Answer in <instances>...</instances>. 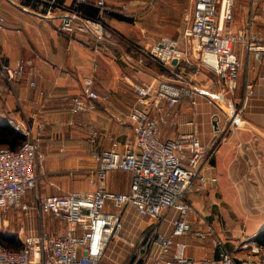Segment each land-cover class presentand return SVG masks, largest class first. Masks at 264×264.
Instances as JSON below:
<instances>
[{"label": "crops", "instance_id": "crops-1", "mask_svg": "<svg viewBox=\"0 0 264 264\" xmlns=\"http://www.w3.org/2000/svg\"><path fill=\"white\" fill-rule=\"evenodd\" d=\"M21 2L0 0V12L6 18L5 28L0 30V53L11 64L20 59L30 60L32 64L23 78L12 85L6 83L0 98V118L9 115L28 123L32 120L33 126L43 121L44 129L46 127L43 148L48 155L47 165L54 170L53 177L65 174V171H81L87 160L91 158L93 161L92 131L97 132L96 145L100 149L110 147L114 140L122 143L127 137L123 135L133 134L128 114L135 100L134 82H147L157 77L172 80L190 88L191 93L177 107L179 124L175 127L164 125L162 138L170 139L179 133L197 130L201 141L210 147L203 171L208 177L218 179V185L209 184L187 194V200L193 206L189 213L192 231L180 240L189 243L186 251L190 258L188 264H202L205 257H219L224 250L231 252L241 264H264L263 253H254L243 247L248 239L264 244V55L249 53L243 45H235L243 67L240 87L225 99L230 111L226 112L221 104L211 101L216 97L224 101L226 91L223 79L214 72L202 69L196 73V67L186 62L165 70L156 66L155 61L163 65L158 59L141 48L137 50L132 46L124 50L123 43L126 42L121 40L122 34L132 37L133 33H128L129 21L116 17L117 11L99 13L106 26L105 35L99 39L94 33L69 34L60 30L61 16L75 8L85 15L96 13L97 6L92 0L83 5L75 0ZM160 2L163 11L151 21L173 22L180 32L181 14L189 0H160L157 4ZM19 4L29 13H20ZM131 4H128V11L138 13L137 6L135 9ZM114 6H118V1ZM262 6L264 0H234L235 23L231 27L250 24L253 31L264 34V19L251 22ZM154 37L160 40L163 36L154 34ZM90 78L94 79L95 89L103 98L94 112L73 115L62 97L82 94ZM31 80L37 85L31 86ZM41 90L45 95H41ZM251 90L253 93L249 95ZM67 149L72 150L70 156L64 153ZM57 167L59 171L54 169ZM126 178V184H120L110 172L109 188L127 190L132 179L129 173ZM71 191L83 190L60 189L58 192ZM26 200L33 203L29 194ZM37 210L42 218L59 219L41 213L38 205ZM131 210L137 211L135 207H127L123 218ZM20 213L24 212H15L16 215ZM176 215L175 211H169V217ZM138 217L139 220L134 222L127 218L128 222L119 234L121 240L128 242L132 237L152 230L157 222L139 213ZM62 223L65 229L54 228L53 234L67 229V224ZM209 224L216 230L219 246L201 240L195 234ZM163 231L171 233L172 225L164 221ZM143 264L158 263L145 259Z\"/></svg>", "mask_w": 264, "mask_h": 264}, {"label": "built area", "instance_id": "built-area-1", "mask_svg": "<svg viewBox=\"0 0 264 264\" xmlns=\"http://www.w3.org/2000/svg\"><path fill=\"white\" fill-rule=\"evenodd\" d=\"M75 1L81 4L89 0ZM117 1L92 0L100 14L110 10L128 12V4L118 2L115 7ZM233 1L193 0L184 19L186 25L181 38L163 36L142 50L166 67L186 62L196 67V73L208 69L223 79L229 93H234L243 67L235 45H243L249 53L264 55V34L253 31L250 24L231 27ZM61 18L60 30L65 33H94L99 39L105 35L106 27L101 18L87 17L79 8ZM261 19H264V6L252 16L251 22ZM5 24L6 18L0 12V30ZM195 55L200 65L195 63ZM31 64L32 61L26 59L11 64L0 53V96L6 83L12 85L23 78ZM30 85L37 83L31 80ZM132 86L135 100L128 119L133 125V134L122 143L114 140L110 147L100 149L96 145L97 132L91 133L96 145L91 151L96 164L90 177L91 189L48 194L39 199L40 212L61 219L67 229L60 234L46 229L27 234L22 237L19 249L0 243V264H109L105 260L109 242L120 234L123 211L130 206L140 215L157 220L154 228L143 232L133 244L134 249H140L146 259L158 264L190 262L186 253L189 243L180 240L192 231L189 213L193 206L187 194L209 184L218 185V179L208 177L203 171L210 147L201 141L197 130L179 133L170 139H163L162 133L164 125L179 124L177 107L191 89L158 77L147 82L136 81ZM40 93L45 95L43 90ZM252 93V90L248 92ZM102 98L92 78L87 79L82 94L62 97L73 115L94 112ZM9 123L24 135L32 133L25 121L10 118ZM46 158L39 138L33 135L16 148L0 145V228L12 210L31 211L32 203L26 199L39 185L40 170L45 167ZM114 170L131 175L127 190L109 188L108 174ZM170 210L177 213L176 217H169ZM164 221L172 225L169 234L163 231ZM195 234L215 246L220 244L212 224ZM243 247L264 254V244L255 239H248ZM202 264L238 263L231 252L224 250L219 257H205Z\"/></svg>", "mask_w": 264, "mask_h": 264}, {"label": "rangeland", "instance_id": "rangeland-1", "mask_svg": "<svg viewBox=\"0 0 264 264\" xmlns=\"http://www.w3.org/2000/svg\"><path fill=\"white\" fill-rule=\"evenodd\" d=\"M21 1H30V0H21ZM20 0H18V2H21ZM123 2V3H132L131 7H135L137 6V11L138 13L136 14H131V12H120L117 10V14L116 15H123L125 17H129L131 21L128 22L127 26L129 27V32L132 31L133 36L129 37L128 34H122L121 36V40L123 42V47L125 48L124 50L130 49V47H135L137 50L139 48L143 49L144 47H147L148 45H153L156 42H158L159 40H157V37H154V34L156 35H162V36H170V37H175V38H181V34H182V30L184 28V26L186 25L184 19L186 17V15L190 12L191 10V1L193 3V0H189V5L184 9V11H182L181 14V21H180V28L181 31L179 32L176 24L173 22H168L165 23L162 21H157L154 23V20L151 21V18L153 17V19H155V15L158 14L159 12H161V10L163 11V7L161 6L162 2H160V5L157 4L158 1L160 0H118V2ZM24 3V2H21ZM164 3V2H163ZM156 5V6H155ZM233 5H234V1H233ZM139 6L141 8H139ZM19 8V12L22 13H29L28 10H25L24 7H22L20 4L18 5ZM140 9L142 10V12L140 11ZM147 14V16H146ZM232 15H233V20L235 18L234 16V9L232 8ZM235 23V21H232L231 24L233 26V24ZM105 24V23H104ZM106 27V26H105ZM110 29L112 28L111 26H109ZM234 28V27H232ZM237 28V27H235ZM234 28V29H235ZM114 29V28H112ZM160 33V34H157ZM136 41V42H135ZM133 43L134 45L130 44ZM195 63L197 65H200V61L197 55H195L193 57ZM156 66H160L162 69H167V67L165 68L163 65H161L160 63H158L157 61H155ZM159 67V68H160ZM215 77V74H214ZM168 80V79H167ZM172 81V80H169ZM174 82V81H173ZM176 83V82H175ZM239 87H240V80H239ZM238 87V88H239ZM226 89V86H225ZM4 93V92H3ZM224 95V94H223ZM232 96L233 93H229L226 89L225 91V98L223 99L224 101L218 99V97H216L214 100L211 99L214 102H218L219 104H221V106L225 109L226 112H230L228 107H227V97ZM3 96V94L0 96V98ZM2 106L0 104V112H1ZM88 113H92V112H86V113H82V114H88ZM5 115H8V113L5 112ZM8 118L9 115H8ZM22 121H25L22 120ZM28 125V127L32 130V133L29 135H24V139L23 142L25 140H27L28 138H30L32 135L34 137L39 138L42 147L45 145L44 144V139H45V129H44V123L43 121L38 122V124H35L36 126H33L34 122L31 120L30 123H28L27 121H25ZM43 128H40V127ZM40 129V130H39ZM44 131V132H43ZM41 132V133H40ZM127 135H123V137L125 138ZM0 145H4V144H0ZM54 146H57V144H54ZM67 146V145H66ZM96 146V145H95ZM44 150V148H43ZM45 151V150H44ZM71 149H67L64 153L68 154L69 156L71 155ZM46 152V151H45ZM47 155V152H46ZM48 155L46 158V162H45V167L40 170V180H39V185L29 193L30 195V199L31 201H33L32 203V209L30 212H26L25 211H21L24 213H20L19 215L15 214V212L17 210H12L8 215H7V219L5 221V225L3 227L0 228V232L8 235L11 239H13V245H8L5 243L0 242L1 244L11 248V249H19L21 247V241H22V237H24L27 234L30 233H36V232H40L42 229H47V231L51 230L50 232L54 233L53 229L55 228L56 230H64L65 228H63V223L61 220L59 219H55L52 218L50 216H47L46 218H42V216H40L38 214V210H37V205L39 203V199L42 196L48 195V194H54V193H59L58 191L61 190H90L91 189V185H90V177L93 173V170L96 167V164L91 160H87V163L84 164L83 168H81V171H65V174H62L60 176H55V178L53 177V171L51 170L50 167H48ZM53 169V168H52ZM57 169L58 171L60 170L59 167L54 168ZM55 170V173L56 171ZM80 171V173H79ZM57 174V173H56ZM111 175L114 176V178L116 180H118L120 182V184H126L127 182V173L124 171H120V170H114L111 171ZM57 179V180H55ZM121 188V187H120ZM118 191H122V190H118ZM20 212V211H18ZM127 213V212H126ZM14 214V215H12ZM129 217V220H131L132 222L134 221H138L139 217H138V212L135 210H131L130 212L127 213L126 217L123 218V227L126 225L127 218ZM46 223V224H45ZM49 225L50 227L53 228H48L46 225ZM63 228V229H62ZM123 230V228H122ZM142 234V233H141ZM141 234H138L134 237H132V240L126 242L120 239V235L117 237H114L108 245L107 251H106V260L109 264H143V262L145 261L143 254L141 253L140 249H134L133 248V244H136L139 240V237L141 236Z\"/></svg>", "mask_w": 264, "mask_h": 264}, {"label": "trees", "instance_id": "trees-1", "mask_svg": "<svg viewBox=\"0 0 264 264\" xmlns=\"http://www.w3.org/2000/svg\"><path fill=\"white\" fill-rule=\"evenodd\" d=\"M83 4H86V3H83ZM95 11L96 13L94 12L92 13V15L91 14H86V15L84 14V15L90 18L100 19L99 17L100 9L96 7ZM116 17L120 20L130 21L129 17H125L123 15L118 14L116 15ZM9 119L10 118L8 117L0 118V144H4L12 148H16L23 143L24 135L20 131L16 130L9 123ZM0 242L8 244V245H13V239H11L8 235L2 232H0ZM144 259H146L145 255H144Z\"/></svg>", "mask_w": 264, "mask_h": 264}, {"label": "water", "instance_id": "water-1", "mask_svg": "<svg viewBox=\"0 0 264 264\" xmlns=\"http://www.w3.org/2000/svg\"><path fill=\"white\" fill-rule=\"evenodd\" d=\"M176 63V62H175ZM216 125H218V122L215 123ZM238 264H241L239 261L237 262Z\"/></svg>", "mask_w": 264, "mask_h": 264}]
</instances>
